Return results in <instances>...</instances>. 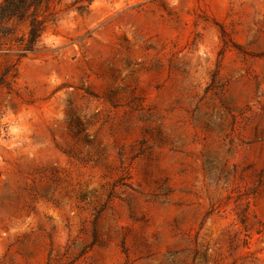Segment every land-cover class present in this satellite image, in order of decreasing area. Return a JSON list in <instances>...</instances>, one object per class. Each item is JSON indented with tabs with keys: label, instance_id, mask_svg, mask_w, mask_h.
<instances>
[{
	"label": "rangeland",
	"instance_id": "rangeland-1",
	"mask_svg": "<svg viewBox=\"0 0 264 264\" xmlns=\"http://www.w3.org/2000/svg\"><path fill=\"white\" fill-rule=\"evenodd\" d=\"M52 11L0 57V264H264V0Z\"/></svg>",
	"mask_w": 264,
	"mask_h": 264
},
{
	"label": "trees",
	"instance_id": "trees-1",
	"mask_svg": "<svg viewBox=\"0 0 264 264\" xmlns=\"http://www.w3.org/2000/svg\"><path fill=\"white\" fill-rule=\"evenodd\" d=\"M61 0H3L0 3V57L9 54L15 48L21 55L33 53L41 41L48 26L57 21L55 10ZM20 25L27 32L17 34ZM10 70L0 77V84L10 86Z\"/></svg>",
	"mask_w": 264,
	"mask_h": 264
}]
</instances>
